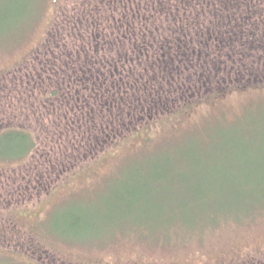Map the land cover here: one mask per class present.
<instances>
[{
    "label": "rangeland",
    "instance_id": "1",
    "mask_svg": "<svg viewBox=\"0 0 264 264\" xmlns=\"http://www.w3.org/2000/svg\"><path fill=\"white\" fill-rule=\"evenodd\" d=\"M27 9L8 32L0 31V133L26 129L38 143L29 163L0 169V264H264V213L244 218L256 204L254 192L218 196L208 204L206 212L218 207L238 213L226 214L218 226H173L147 237L132 226L149 221L153 228L158 208L167 207L165 190L154 188L160 172L182 171L190 181L200 177L209 184L212 173L205 171L217 161L220 171L229 173L233 163L240 174L263 161L264 84L240 87L252 76L245 65L252 64L259 78L264 72V0H28ZM170 29L183 40L181 52L158 57L157 66L144 47L147 63L143 55L134 62L136 50L154 46ZM195 36L204 41L196 45ZM153 63L166 80L178 77L167 73L181 65V83L194 92L184 88L175 97L178 82L142 90L148 99L159 89V98L178 101L151 117L135 109L142 107V93L128 68L150 69ZM207 74L218 78L212 88L234 89L214 93L204 83ZM98 89L108 101L92 104ZM7 94L15 99L5 102ZM125 99L136 102L124 107ZM110 113L117 120L130 117L116 131L119 136L114 130L106 134L110 126L102 115ZM143 114L150 120L133 121ZM102 122V139L110 138L103 151L55 152L69 137L80 140L81 130L93 135ZM139 192L145 199L131 201ZM149 194L156 199L151 212ZM196 213L184 210L180 218L193 222ZM79 216L83 221L76 228Z\"/></svg>",
    "mask_w": 264,
    "mask_h": 264
},
{
    "label": "trees",
    "instance_id": "2",
    "mask_svg": "<svg viewBox=\"0 0 264 264\" xmlns=\"http://www.w3.org/2000/svg\"><path fill=\"white\" fill-rule=\"evenodd\" d=\"M27 8H28V0L26 1L20 0V2L19 0H0V31L9 27L11 24H14L20 21L21 17L25 15V11ZM158 11L161 12V9L158 8ZM155 12L156 11H154L153 13ZM150 16H152V13L148 14V17ZM153 27L154 26H152L151 29L148 28V30L150 31L153 30ZM6 30L7 29H5V32H8ZM139 30L140 29H138L137 31ZM174 30L176 29L168 30L167 33H165L164 37H162L159 40H156L155 41V43L157 44V45L155 44L156 46L155 45L154 46L145 45L142 47V51L140 49L136 50L135 53L133 54V58L135 60L134 62L141 59V55H143L145 58L144 63H147L148 56L145 55L144 53V50H143L144 47L150 49V52L148 54H150V57L151 56L154 57L152 61H154L157 64V66H158V61H157L158 57L165 56L166 54L168 55L176 54L175 50H178L179 48L181 52V50L184 49L183 40L180 39V37L176 36V34L172 35V33L175 32ZM155 35H156L155 31H153L152 36H155ZM263 35H264V30H263ZM6 36H9V34H7ZM250 39L251 38L249 37L248 42H247L248 48H249V45H251V42H249ZM203 41L204 39H199L197 36H195V39L193 42L196 45H198V44H201ZM151 52H152V55H151ZM153 65L154 63L151 64V66ZM178 67L182 68L181 65L176 66L174 70H171V72L167 74H174V75H179V76L173 77V76L167 75V80H166L165 76L161 78V75H159V72L157 71L156 66H153L150 69L146 68V66H143V65H142V68H139V69H134L132 66H130V68H128V69H131V71L129 72L130 81H133L135 84V87L141 90V93H142L141 94L142 107H136L135 109L139 110L140 108V110L141 109L144 110L145 115H147L148 113H152L151 117L152 116L154 117L160 114H166V112H168L169 109H173V107L178 105L177 104L178 101L175 98L168 100V101H164L165 98H159L163 96L162 93H160V91L164 90V88H168V86L172 87L177 82H178V86L172 89V92L175 91L172 93L174 94L175 97H179V94L180 96L183 95L184 88L189 89L190 92H194L192 91V89L190 90V88L186 85V83H181V80H182V76L180 75L181 70ZM210 67H212V65H210ZM163 68H164L163 65L160 64L159 69L163 70ZM244 69L248 74L250 75L252 74V76L248 78L246 83L245 82L242 83V88L240 87V89L244 90L243 87L245 86L258 87V85H261L262 83L264 84V72L262 75H260V78H259V74L257 76V74L254 73L252 69V64L245 65ZM175 70L179 72H174ZM211 70L216 71V69H211ZM239 74L243 77L244 71L243 73H239ZM204 77H205L204 83L207 85L208 88H212L213 84L216 85V83L218 82V80H216L218 78L214 79L208 76V74L205 75ZM157 79L159 80L157 81ZM113 81L115 82V80ZM117 82H121L119 78ZM162 82H164V84L162 87L160 86L159 88L162 90L158 89V94L152 93L153 95L157 97L148 99V97L143 91L148 92L150 86L157 84L156 87H158L159 83L160 85H162ZM111 87L112 86H109L108 90ZM115 87L118 88L116 84H115ZM119 87H122L121 83H119ZM181 87H182V90H181ZM231 89H234V88L226 86V85H220L216 88H212V91L214 93H217L218 95H221L224 93H228ZM97 91L98 92L93 93L92 97L90 98V102L92 104L98 98H99L100 103L108 101L104 92L101 95L100 89H98ZM110 96L111 97H109V100L111 99V102L109 103V105L114 104L112 103V100L114 97L113 94L110 93ZM4 97H6L5 102L9 101V99L12 97L15 99L13 94H7ZM145 99L146 101L144 102ZM83 101H84L83 104L85 105L88 104L86 99H84ZM173 101H177V102L173 103ZM135 102L136 100L128 101L127 99H125L124 103H121V105H123L124 107L127 106L129 108ZM167 102H172V103L167 105ZM75 109H76V106H74L72 110L69 112L70 114L73 115L70 121L71 126H74L77 120L74 118L73 111H75ZM83 114H86V116H88L86 112H84ZM99 114L97 115V117L99 116ZM144 114L142 115V120L140 118L139 119L135 118L133 119V121L137 123L142 121L143 123H145L146 120H150L149 118H147L149 116L146 117ZM110 116H111V113H110ZM110 116H108L107 118H104L102 115V120L105 122L106 125L110 126L109 131H107L106 134L110 133L111 130H114L115 131L114 133L117 134L116 131L123 128L122 123L126 121L128 118H130V117H127L126 120L125 118L117 120V118H114L112 116L110 117ZM81 119H82V122L87 121V118H84L83 116L81 117ZM143 120H145V122ZM71 126H68L67 128ZM103 126H104L103 122H102V127H100V123L98 127L94 126L93 129H91L93 132V135H89L88 133H83V131L81 130L79 133L81 136L80 140H76L74 136L69 137L68 140L66 141V145H63V143H59L58 146L54 147V149L56 150L55 152L58 153L64 149L65 153H67V156H68L69 155L68 152H70L71 150L77 152L78 154L79 152H83L82 149L85 147H87L86 150H88L89 152L93 151L92 153H95L94 151H97V152L103 151L104 149H106L105 147L107 146V144H109L108 140L110 139L108 137H106V140L102 139L103 137L102 129L106 128ZM208 137L211 138L210 136ZM213 142L214 141L210 140L208 143H213ZM37 143L38 142H37L36 137L30 131L26 129L12 127V128L2 131L0 133V169L12 168L11 170H16L17 168L23 166L24 164L29 163L30 159L33 156V152L37 148ZM207 147H210V146H207ZM64 161L66 163H69L68 159ZM59 163L57 162L56 164L59 165ZM214 164H215V167L213 169L205 171L207 173H212L210 176H208V180H210L209 184L205 183L200 177L195 180L193 179L192 181H190V178H188V174L183 173L182 171L171 170L170 172H167V173L160 172V174H157V176L154 179V188L156 189L159 188V189H162L163 191L165 190L163 193L165 197L163 199L167 203V207L158 208V206H156L157 212L159 209L160 213H158V215L155 216L154 218L155 222L152 223V225L154 226L153 228L150 227L151 223L149 221L140 222V223H136L135 221H132L133 222L132 226L136 227V231L139 233V235L147 237L148 235H154L156 232L159 233L160 231H164V233H166L167 231L165 230L171 229L173 226L183 227V228L188 227L191 229L203 227V229H205L206 225H211L213 227L221 225V222H222L221 220L223 216H226V214H232L233 216L238 214L234 212L224 213L222 209L218 207L217 208L212 207V210L210 212L209 211L206 212L205 208L209 207L208 204L213 203V200L215 198H218V196H222V195L233 196L234 194H239L240 196H248V194L254 192V201H256V204L252 203L251 210L245 211V213L246 212L247 213L246 215H244V218L249 217L247 215H251L252 212L259 211L257 214H263L264 204H261L260 200L264 198V159L262 162L259 161V162L254 163V169L251 170V172H246V173H241V174L239 172L234 171V170H239V169H237L233 165V163H231L230 165L229 170L231 171L229 173H226V170L224 168L222 169V171H220V168H219L220 166H218V161L217 163H214ZM55 166L53 165V168ZM63 167L64 166L61 167V164H60V168L58 169L57 172H59ZM68 167L69 166H67L66 168ZM233 174H239V175H233ZM40 176H41L40 173H38L37 179L40 180L41 179ZM227 179L229 180V182L226 184L224 181L225 180L227 181ZM211 180H213L212 183H211ZM201 181L204 184L201 183ZM149 197L150 198L148 200V204L152 205L149 207L150 212H151L152 209L155 207L156 199H154L150 194H149ZM143 199H145V193H140V192L134 194V196L131 197V201L133 202H135L134 200H143ZM149 201L153 202V204ZM241 203H244V202L242 201ZM238 205L241 206L243 204L238 203ZM231 206L233 209H235L233 205ZM184 210L186 211L196 210L197 211L196 214L199 217H197V220L193 222L182 221L180 217L184 213ZM171 215L175 217H172ZM170 218L174 220L170 222ZM76 220H77L76 228L81 227L80 224L83 221L81 220V216L76 217ZM237 221H241V219ZM165 237L168 238L169 235H165Z\"/></svg>",
    "mask_w": 264,
    "mask_h": 264
},
{
    "label": "flooded vegetation",
    "instance_id": "3",
    "mask_svg": "<svg viewBox=\"0 0 264 264\" xmlns=\"http://www.w3.org/2000/svg\"><path fill=\"white\" fill-rule=\"evenodd\" d=\"M252 261H254V258L252 259ZM254 264V263H253Z\"/></svg>",
    "mask_w": 264,
    "mask_h": 264
}]
</instances>
